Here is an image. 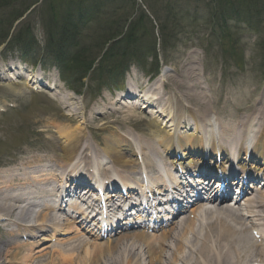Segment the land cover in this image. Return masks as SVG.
Instances as JSON below:
<instances>
[{
    "label": "rangeland",
    "instance_id": "obj_1",
    "mask_svg": "<svg viewBox=\"0 0 264 264\" xmlns=\"http://www.w3.org/2000/svg\"><path fill=\"white\" fill-rule=\"evenodd\" d=\"M166 1L172 8H166L164 13ZM94 3L104 5L106 0ZM125 3L129 9L114 12L104 7L102 18L90 20L93 35L92 41H87L92 46L90 53L95 59L102 58L106 49L112 46L113 41L104 42L110 35H114L112 31L116 29L128 33L138 12L144 8L145 12L153 13L159 19L155 18L156 29L149 22H144L141 31L147 32L153 41L155 32L162 39L169 36L165 51L163 45L160 49L162 70L156 77L147 75L150 70L148 59L145 67L131 60L126 65L128 73L124 74L123 84L120 75H107V80L105 75H98L101 61L94 64L93 71H88L84 79L74 72L63 73L46 47L42 3L15 23L12 35H16L23 27L24 31L20 35L27 39L29 30H32L30 36L35 37L37 45L34 50H28L27 54L19 48L0 49V181L3 187L21 180V172L27 171L23 167L37 171L51 169L50 165H53L55 173L62 171L59 163L60 145L67 135L74 137V140L81 138L83 144H91L94 150H104L105 141H108L115 151H127V145L122 147L117 140L122 143L133 141L138 146L152 144L162 150L158 140L172 135L171 121L168 126L165 125L169 114L165 105L170 108V114L176 104L181 105L187 123L177 132L183 137L195 136L197 128L190 125L188 116L191 118L190 110L199 108L198 104L186 97L179 98V88L170 80L176 81L181 74L185 75V70L186 73L194 70L196 78L189 79L190 84L199 81L208 96L199 112L203 114L205 109L209 110L221 128L225 127L231 132L234 129L239 131L234 116L238 107L249 103L258 107L264 87V0H130ZM107 4L113 3L108 0ZM18 5L21 6L20 10L26 6L23 2H18ZM152 5L150 10L148 7ZM0 7L1 15L4 16L2 12H8L9 8L6 7L12 6L1 2ZM147 13L146 17L150 21L153 14L150 16ZM41 56L45 58L43 67L39 61ZM30 73L40 77V80L36 81L37 77L34 76L36 82L31 81L27 85L23 76ZM100 77L105 82L102 83ZM115 82H119L120 88L124 90H119ZM36 87L38 90L34 89ZM253 89L256 90L249 96L248 91ZM147 91L152 97L155 94L163 96V101L149 103L151 97H146L149 95ZM129 92L135 94L131 96ZM144 104L146 106L141 109ZM128 105H137V111H127ZM83 110L84 116L90 118V125L74 116ZM250 113L247 109L240 111L242 117ZM101 128L104 130L101 131ZM111 152L114 150H110L109 156ZM258 213H262L258 215L256 223L263 234L260 238L253 235V224L246 219L236 221L230 216L227 221H221L217 212L212 215L198 214V217H192L195 216L193 213L188 216L190 212L183 215L189 220L175 227L166 238L168 244L165 248L170 245L175 248V251L169 252L171 256L176 252L175 259L169 263L164 258L162 264H217L221 261L223 264H264L261 255L264 248V205L258 207ZM223 225H229L235 230L223 239L217 238V244L215 231ZM180 227L183 237L178 232ZM12 231L9 224L0 230V249L8 248L12 254L9 259L12 260L15 252L19 253V258L32 252L38 260L31 259L29 264H43L51 260L52 256L54 260L45 264H60L59 258L63 264H77V260L82 257L88 263L100 257L98 264H106L110 257L108 251L115 258L119 255L118 259H121V252L126 256V250L133 248L140 251L141 264H149L142 240L126 234L118 236L115 241H99L102 247H97L99 242L89 238V242L77 243L72 249L62 245L61 240H40L39 246L29 248L21 245L24 242L20 239H16L20 242H14L13 247L7 245L5 240L9 239ZM68 235L71 238L73 234ZM48 236L51 237V233ZM19 243L21 246L17 248ZM107 246L114 247L108 250ZM43 247L47 249L41 252ZM55 248L70 251H64L60 257L58 252H54ZM4 264H9V261Z\"/></svg>",
    "mask_w": 264,
    "mask_h": 264
},
{
    "label": "bare ground",
    "instance_id": "obj_2",
    "mask_svg": "<svg viewBox=\"0 0 264 264\" xmlns=\"http://www.w3.org/2000/svg\"><path fill=\"white\" fill-rule=\"evenodd\" d=\"M18 68V67H17ZM0 74H2L0 70ZM185 75H180V78H177L176 81L170 79L173 81L177 87L179 88L178 97H186L188 99L193 100V102L198 104L197 109H191L190 113L195 121L196 128H197V135L194 136H186L181 137L178 133L176 135L172 136L171 138L166 137L164 140H158V144L162 146V150L160 148L153 146L152 144L148 145L147 147L144 146L143 150L139 147L134 150L132 144H128L126 142L122 143L121 141L117 140L118 143L122 147L126 146L127 151H118L115 148L110 145L108 141H105V149L103 150V155L100 153V159L94 164L93 161L88 160L85 165H82V162L74 163L77 156L82 151L83 157H89L91 154V151L93 150V146L91 144H83V140L76 139L74 137H71L70 135H67V138L65 141L62 142L60 145V154H59V163H60V169H64V171L60 173H55L56 169L51 167V169H44V170H38V171H31L28 170L24 173L21 172L20 179L16 180V183H11L8 186L3 187L2 183L0 181V210L2 212H5L7 214H12L15 217H13V220L18 224L19 228H17L16 231H19L21 229L24 230L25 233L31 234L34 238H37V236L44 234V232L48 231L51 227V225L48 223L49 220H58L59 218L57 216H51L50 211L51 208L49 207V204L44 202L46 201L47 197L49 196H56L57 198H60V196L63 195L66 191L70 192L72 191V187L69 186V181H72V184H75L79 180L84 181L85 175H89L92 181L90 180V185L100 183V180H107L108 177L117 171L120 174V177L123 178L124 186L127 185L128 188L132 189L133 191H137V189L133 186L135 184L134 181H131L134 177L133 173L138 172L139 170L142 171V169H145L149 172H152L153 170L156 171V167L159 170H162V163H165V165L169 166L171 169L172 167H175L176 164L181 166L183 169L185 167L191 168L194 167L196 163H199V160H196L199 158L202 163V169L205 172H211L212 167L211 163L213 162V156L215 157L214 161L217 162V168L219 166L222 168L223 172L228 171V166L231 163V166L236 164L237 166L240 165V178L242 180L246 179L244 176L248 172H250V169H253L255 172L258 173L257 179L260 178V182L264 181V87H263V97L262 100L259 102L258 107H253V105H246L244 107H238V109L235 111L234 116L237 120V126L240 127L239 132H231L230 129H227L225 127L218 128L217 123L215 122V119L213 116H211L209 110L205 109L203 114L199 113L200 107L205 105V100L208 97L207 94L203 90V86L200 85L199 81H196L193 85L190 84V80L193 78H196L193 71H184ZM185 76V77H184ZM12 78V77H11ZM190 79V80H189ZM31 77L27 78L26 82L28 85V82L31 81ZM256 89L250 90L249 96H251V92L255 91ZM148 92V91H147ZM149 94V92H148ZM148 99L150 98V102L152 103L154 101L162 102L163 96L155 94V96H151L150 94L146 96ZM129 102V101H128ZM146 105L144 104L141 109H143ZM166 106V109L171 115L169 118V122L171 121V127L175 128L177 130L181 124L182 118L185 116V114H182V108L181 105L176 104L175 110L171 111V114L169 112L170 108ZM67 107V106H66ZM147 108V107H146ZM243 109L250 110L252 113L247 115L246 117H242L240 115V111ZM127 111H137V105H128ZM84 110L81 113H76L74 116L80 120H84L88 125H90L88 122L90 121V118H86L84 116ZM168 115V116H169ZM167 116V119H168ZM159 125V123L157 124ZM101 131L104 130V128L100 129ZM172 134V133H171ZM67 139H70L69 141ZM73 139V140H72ZM245 143L249 146H252V149H248L245 147ZM244 150V157L249 158V160H253V164L251 165L250 169L247 167V165L242 161L244 157H240L242 154V151ZM114 150V152H111L112 159L110 158L111 163H113L112 166H108L103 168L106 163H103L105 158H107V153L110 152V150ZM122 149V148H121ZM189 149V151L187 150ZM140 150V152H139ZM178 150H181L182 153L181 156H177L175 153H178ZM97 152V151H96ZM208 152V153H207ZM141 154V161L138 159V156ZM144 154V155H143ZM174 155V156H173ZM256 155V156H255ZM259 157H258V156ZM159 156L158 158H156ZM161 156V157H160ZM205 157L208 159L210 158V162L204 161ZM219 157H223L221 160ZM256 157V158H255ZM202 158H204V162L202 161ZM260 158V159H259ZM158 159L160 161H158ZM241 159V164L238 162V160ZM156 160V161H154ZM220 161V163H219ZM229 164V165H228ZM219 165V166H218ZM155 167L152 169V167ZM92 167H98V169H92ZM87 171H86V170ZM165 169V167H164ZM24 170H27L26 168ZM105 170V172H104ZM101 172H104V178L97 177L101 175ZM117 173V174H118ZM131 175V176H130ZM165 172L163 171L160 176L156 175V177H153L152 183L153 185L156 182H160L162 184L167 185V180L165 179ZM110 179V178H109ZM1 180V179H0ZM247 180V179H246ZM128 181L129 183H127ZM53 182H57L56 185L53 184ZM113 187L117 188L118 183L115 181H112L110 183ZM99 185V184H97ZM264 186V184H263ZM262 186V188H263ZM3 187V188H2ZM220 187V183L218 182L216 185H212L210 187V191H208V195L204 197L201 201L199 200V204L194 206L191 210V213L195 214L192 217H198V214H208L212 215L216 210H218L216 207H210L206 206L209 204V202H212V200H216V194L218 192V189ZM29 188H33L35 191L37 189L41 190V194L36 196L32 195L31 191H29ZM45 188H50L49 191H52V193H49ZM70 188V189H69ZM66 189V191H64ZM34 191V192H35ZM39 191V190H38ZM249 191L247 190V193ZM30 195L24 196V194ZM36 193V192H35ZM33 193V194H35ZM29 196V197H28ZM113 196H116L115 194H111L110 197L113 199ZM80 197V196H79ZM259 197V198H258ZM114 198L113 200H116ZM28 206H24L22 209L20 208L21 203L27 202ZM34 201V204H44L45 205V211L39 212L38 219L35 224H30L32 222V216L29 213V209L27 207H31V203ZM42 201V202H38ZM78 202V200H75ZM241 201V199H240ZM239 201V210H231L232 208L226 207L219 209V215H225L220 216L221 221H227L230 216L236 218L237 220H242V218L249 220L252 222L253 227L256 226V223L258 221V215L262 213H258V207H261L264 205V191L259 194V196L255 195L252 198H247V200L244 203L240 204ZM115 202V201H114ZM117 203V202H116ZM115 204V203H114ZM118 204V203H117ZM115 204V205H117ZM94 206V204H93ZM66 208V207H65ZM68 210V208H67ZM184 209L177 212L172 220L168 223L166 220L164 223L163 219L161 220V225L159 224V230L161 231L160 237L161 239L157 238V234L149 235L145 231H141L138 235H134L133 237H136L138 240H142V243L144 244L146 248V253L148 254L149 264H162V261L164 258L170 263L171 261H174V257L176 255V252H173V256H171V251H175V248L166 247L168 244L167 237L170 236L173 232V229L177 227L178 225L185 224L189 219L183 217L182 219L178 220L181 216H177L178 213L183 212ZM66 215H72L69 210L63 211ZM78 213V216H70V218L66 217L65 221L62 226L56 227L54 229V235L57 231H60V233L66 234L68 232H71L73 230H69L70 226L72 224H77V226L82 231H88L93 236H96L98 239L101 238L99 234H96L94 228L96 225L102 226L101 223H96L94 219H90L88 217V213L84 211L83 209L79 207L74 206V211ZM229 212V213H228ZM0 215L2 213L0 212ZM10 215V216H12ZM264 215V214H263ZM167 216H169L167 214ZM177 216V217H176ZM1 217V216H0ZM138 219H141V217H132L130 216L127 220V223L129 226H126L127 228H132L135 226ZM196 219V218H194ZM113 220L111 221V223ZM244 222V221H243ZM241 222V225L242 223ZM123 225H125V221L121 222ZM90 224H94V228L91 227ZM169 224H175L172 228L168 227ZM158 229V225H157ZM154 230V229H153ZM235 229L230 227L229 225H223L219 226L217 230L215 231V237L218 244L217 238H225L229 234H231ZM182 235V228L180 227L179 231ZM16 232L12 233L14 236ZM18 235V233H16ZM211 237V234L209 235ZM43 240H47L46 236H43ZM73 240V241H72ZM85 242L83 237L79 235L78 233L71 238L65 239L61 242L62 245L65 244V246L70 247L71 249L77 245V243ZM9 245H12L13 240H8L6 242ZM39 241L36 239L34 240V243L31 244L32 246H37ZM99 245H96L97 247H102L103 244L98 243ZM2 246V245H1ZM177 246V245H175ZM114 246H107V249H113ZM1 248V247H0ZM62 248V247H61ZM60 248L55 250V252H58L61 255L64 253V251L68 252L70 249H64V251H60ZM90 249V248H89ZM87 249V250H89ZM178 249V247H177ZM208 251V249H206ZM128 253L126 256L121 252L119 258V255L117 258L108 251L110 254V257L107 260L106 264H141L140 258V251H136L133 248H129L126 250ZM71 254V253H70ZM169 254V255H167ZM12 254L9 252L8 249H0V263L5 262L6 260H12L9 259V257ZM124 255V256H123ZM264 258V248H262V254ZM17 256H19L18 252L13 253V261H20L17 264H29L33 256L30 254H26L23 256L22 260L17 259ZM66 256V255H65ZM80 255L78 256V258ZM55 257H51V260L46 261L47 263H51L52 260H54ZM64 258V257H63ZM100 257H95L93 261L90 263L86 262V260L82 257L77 260V264H98L100 262ZM71 261V260H69ZM41 262V261H40ZM45 261L43 264L46 263ZM86 262V263H85ZM59 263L63 264L62 260L59 258ZM104 264V263H103ZM174 264V263H173ZM217 264H223L222 261L218 262Z\"/></svg>",
    "mask_w": 264,
    "mask_h": 264
},
{
    "label": "trees",
    "instance_id": "obj_3",
    "mask_svg": "<svg viewBox=\"0 0 264 264\" xmlns=\"http://www.w3.org/2000/svg\"><path fill=\"white\" fill-rule=\"evenodd\" d=\"M98 1L101 0H43L42 7L45 19L43 23L47 37L46 47L50 57L53 58L63 73L67 71L74 72L75 75H79L83 79L98 60V58H93L90 53L92 46L88 43L92 41L93 36L91 34L92 24L90 20L102 18L104 7H108L109 10L114 12L123 8L129 9V5L125 1L130 0H111L116 5H108V0H106L104 5L94 3H98ZM1 2L5 3L6 6L12 7H6L9 8V11L2 12L4 16L1 15L0 10V46L8 42L12 47L20 48L25 54H27L28 50H34L37 41L35 37L30 36L32 30H29L27 39L20 35L24 31L23 27L20 28L21 30L19 29L20 31L16 35H10L14 24L39 0H0V5ZM18 2H23V5L26 6H23L24 8L20 10L21 6L18 5ZM168 7V2H164V13H166V8ZM171 8L169 7V10ZM144 12V10L138 12V17L133 23L130 22L132 26L128 33L114 29L112 31L114 35H110L104 41H108V43L113 41V43L102 54L101 63L97 69L99 71L98 75L102 74L107 77V75L121 73L132 58L144 64L148 56L154 59L153 71L159 69L157 37L153 34L155 37V41H153V37L151 39L147 32L141 31L144 22L151 24ZM164 17L167 18L165 15ZM126 24L127 20L125 21ZM164 41L165 39L161 38L163 47L165 45ZM41 59L45 61L42 56ZM85 60L87 61L82 66L81 63ZM105 68H107V73Z\"/></svg>",
    "mask_w": 264,
    "mask_h": 264
}]
</instances>
